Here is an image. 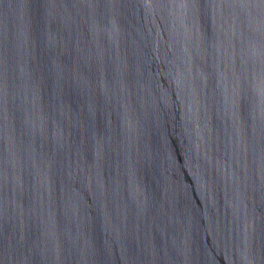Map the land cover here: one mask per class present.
Here are the masks:
<instances>
[{
    "label": "water",
    "instance_id": "1",
    "mask_svg": "<svg viewBox=\"0 0 264 264\" xmlns=\"http://www.w3.org/2000/svg\"><path fill=\"white\" fill-rule=\"evenodd\" d=\"M0 264H264V0H101L0 78Z\"/></svg>",
    "mask_w": 264,
    "mask_h": 264
}]
</instances>
